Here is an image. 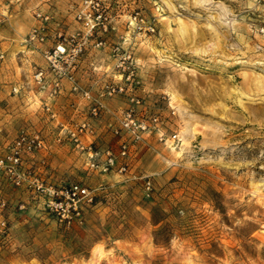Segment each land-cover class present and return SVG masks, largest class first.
Returning a JSON list of instances; mask_svg holds the SVG:
<instances>
[{"label":"rangeland","instance_id":"1","mask_svg":"<svg viewBox=\"0 0 264 264\" xmlns=\"http://www.w3.org/2000/svg\"><path fill=\"white\" fill-rule=\"evenodd\" d=\"M38 12L47 37L29 46ZM64 39L81 46L73 72L86 89L53 97L42 51ZM0 44V155L22 130L46 144L23 156L20 182L0 172V264H264V0H0ZM126 54L137 68L125 84L115 64ZM117 84L126 92L91 116ZM131 96L137 118H159L138 142L114 134ZM82 121L97 150L129 143L126 173L91 170L55 141ZM73 184L94 202L62 218L47 203Z\"/></svg>","mask_w":264,"mask_h":264},{"label":"built area","instance_id":"2","mask_svg":"<svg viewBox=\"0 0 264 264\" xmlns=\"http://www.w3.org/2000/svg\"><path fill=\"white\" fill-rule=\"evenodd\" d=\"M36 17L41 20L42 24L32 28L25 38L24 42L29 46H34L35 43H43L47 37L45 24L50 20V16L38 12L36 13ZM81 17L82 15L80 14L78 18ZM133 21L137 24L139 29H142L144 18L139 12L134 14ZM146 29L150 32L154 31V27L151 24H149ZM101 44L102 42L98 45ZM117 50H119V48H115V51ZM80 51L81 46H79V44L73 45L71 49H68L65 44V39L62 42L56 43L52 48L42 51L48 63L49 72L52 75L49 84L50 96L54 97L60 93L63 79L71 82L74 90H78L73 70L76 66V58ZM4 56L5 52L0 44V60H2ZM115 67L119 71L121 81L125 82V84L134 81L137 66L130 54L118 58ZM46 74L47 72L43 69H38L33 76L34 81L43 86L46 80ZM13 90L14 92H18V88H14ZM125 92L126 88L123 84L105 85L103 90L99 93V98L93 100V104L89 110L90 115L98 117L103 109H105L100 99L101 97ZM83 94L84 96H88L89 92L83 91ZM139 103L140 100L135 96L129 98V105L125 108L120 117L119 130H114L115 135L124 133L132 142H138L143 138V135L157 128L159 124V118L157 116H152L149 121L137 118L135 107ZM45 109L48 112H52L51 106L49 105H45ZM94 134L95 130L91 123L82 121L71 127L61 125V129L55 141L61 143L65 139H68L79 152L86 154V164L91 170L101 173L113 171H116L118 174L126 173L128 164L125 159L128 156L129 143L123 140L116 154L112 152L111 149H105L103 151L97 150L93 142L90 141V138L93 137ZM163 138L161 134L159 139L163 140ZM176 138L177 135L174 134L172 139L174 140ZM45 145L44 139L39 134H29L22 130L14 140L9 151L4 155H0V172H5L12 176L17 183L20 182L24 176V172L21 170L23 156L32 155L45 148ZM144 187L146 191H149L150 181H146ZM62 195L64 199H50L47 203V208L52 212H56V214L60 215L62 218L79 216L84 204L90 205L94 202V197L91 195L90 191L86 187L78 184L71 185ZM1 205L3 206L4 203H1ZM0 225H4V221H1Z\"/></svg>","mask_w":264,"mask_h":264},{"label":"crops","instance_id":"3","mask_svg":"<svg viewBox=\"0 0 264 264\" xmlns=\"http://www.w3.org/2000/svg\"><path fill=\"white\" fill-rule=\"evenodd\" d=\"M75 77H76V80H77L78 89H81V88H82V90L86 89V88H83L81 86V83H80L81 82V78L83 77L80 66H78V70H77V73H76ZM62 86H63V89H65L64 90V94H63V91L61 89L60 94H62V95L71 94L70 91H73V92H76L77 91V90H74L73 89V84L71 82L66 81V80H63L62 81ZM48 102L49 101L47 100V102L45 103V105H50ZM73 113H76V114L79 113V109L75 110ZM2 203H4V202H2Z\"/></svg>","mask_w":264,"mask_h":264}]
</instances>
